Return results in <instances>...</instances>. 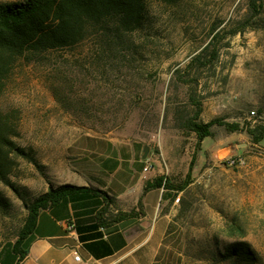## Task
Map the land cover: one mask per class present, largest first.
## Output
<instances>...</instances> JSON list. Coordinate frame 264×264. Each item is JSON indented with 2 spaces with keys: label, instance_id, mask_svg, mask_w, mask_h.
<instances>
[{
  "label": "rangeland",
  "instance_id": "obj_1",
  "mask_svg": "<svg viewBox=\"0 0 264 264\" xmlns=\"http://www.w3.org/2000/svg\"><path fill=\"white\" fill-rule=\"evenodd\" d=\"M117 26L26 53L4 77L0 110L27 155L9 153L0 180V246L17 239L37 197L78 174L75 140L97 135L148 146L151 169L173 184L194 159L156 264H264V139L250 134L264 127V8L147 0L140 23ZM215 118L201 141L189 129ZM237 243L249 259L228 255Z\"/></svg>",
  "mask_w": 264,
  "mask_h": 264
},
{
  "label": "crops",
  "instance_id": "obj_2",
  "mask_svg": "<svg viewBox=\"0 0 264 264\" xmlns=\"http://www.w3.org/2000/svg\"><path fill=\"white\" fill-rule=\"evenodd\" d=\"M143 148L135 140L78 137L72 148L78 174L69 184L83 189L40 209L18 248L14 241L0 246V264H156L173 223L175 191H145L159 174L144 171L152 152L143 158ZM95 190L112 198L109 212L124 213L119 221L99 223L105 200Z\"/></svg>",
  "mask_w": 264,
  "mask_h": 264
},
{
  "label": "trees",
  "instance_id": "obj_3",
  "mask_svg": "<svg viewBox=\"0 0 264 264\" xmlns=\"http://www.w3.org/2000/svg\"><path fill=\"white\" fill-rule=\"evenodd\" d=\"M147 0H24L18 2H0V95L3 79L9 72L11 65L26 53L39 54L47 50H57L73 47L82 42L87 35L96 34L100 28L105 30L107 24L115 23L118 28L135 27L142 18ZM164 2H177L179 0H161ZM250 10L260 14L263 12V0H248ZM254 29V27H250ZM119 29H115L117 36ZM241 31V30H238ZM234 30L231 33H236ZM103 35L105 33L103 32ZM209 44V43H208ZM201 52H205L209 45ZM219 123L218 119H211L204 123L197 120L189 122L192 130L201 141L211 135L210 127ZM231 126V124H226ZM16 125L8 121V116L0 110V180L6 182L11 171L9 153L27 155L26 152L11 141L17 135ZM237 129V128H235ZM255 141L264 139V127L259 131H250ZM31 158V157H29ZM32 159V158H31ZM194 159L191 161L186 179L181 184H173L166 177L156 176L145 185V191L155 187H165L175 193L184 190L190 182ZM83 187L65 183L50 187L47 192L37 197L29 206L27 215L18 231L14 247L18 248L22 239L30 234L35 226L36 217L40 209L55 203L63 196L82 190ZM105 200V205L97 213L101 225L119 221L124 213L109 212V205L113 203L106 192L95 190ZM139 205L140 202H139ZM244 244H234L229 247L228 255L241 254L245 259L251 257L250 251Z\"/></svg>",
  "mask_w": 264,
  "mask_h": 264
},
{
  "label": "built area",
  "instance_id": "obj_4",
  "mask_svg": "<svg viewBox=\"0 0 264 264\" xmlns=\"http://www.w3.org/2000/svg\"><path fill=\"white\" fill-rule=\"evenodd\" d=\"M151 167H152V164L151 163H147V165L144 167V171H147V170L151 169ZM179 200H180V198H179V196H177V197H175L173 203H178ZM69 227L72 228L73 227V224L72 223L69 224ZM74 258L76 260H79V255L76 253L75 256H74Z\"/></svg>",
  "mask_w": 264,
  "mask_h": 264
},
{
  "label": "water",
  "instance_id": "obj_5",
  "mask_svg": "<svg viewBox=\"0 0 264 264\" xmlns=\"http://www.w3.org/2000/svg\"><path fill=\"white\" fill-rule=\"evenodd\" d=\"M148 151H149V147L148 146H144V148H143V158H146V156L148 154Z\"/></svg>",
  "mask_w": 264,
  "mask_h": 264
}]
</instances>
